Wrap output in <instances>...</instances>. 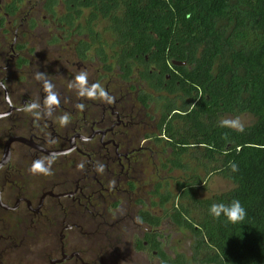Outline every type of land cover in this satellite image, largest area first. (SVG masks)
Segmentation results:
<instances>
[{"label":"flooded vegetation","instance_id":"obj_1","mask_svg":"<svg viewBox=\"0 0 264 264\" xmlns=\"http://www.w3.org/2000/svg\"><path fill=\"white\" fill-rule=\"evenodd\" d=\"M23 1L15 14L7 9L12 0L0 4V264H166L173 255L161 226L171 221L157 228L141 212L162 215L152 208L158 180L154 174L147 183L144 172L149 162L159 175L157 99L168 92L143 79L140 65L127 80L120 66L108 71L98 45L83 56L58 16L49 15L59 33L49 46L71 52L38 58L29 35L39 20L30 11L26 25ZM82 72L107 98L80 95ZM45 80L58 103L46 104ZM32 103L39 108L26 111ZM49 158L47 174L31 171L35 160Z\"/></svg>","mask_w":264,"mask_h":264},{"label":"trees","instance_id":"obj_2","mask_svg":"<svg viewBox=\"0 0 264 264\" xmlns=\"http://www.w3.org/2000/svg\"><path fill=\"white\" fill-rule=\"evenodd\" d=\"M20 1L7 5L11 14ZM43 9L74 30L83 56L98 45L108 71L120 66L127 80L140 65L143 79L169 94L157 99L163 138L152 208L162 215L141 218L157 228L167 218L193 243L190 258L166 264H264V0H43ZM227 115L252 122L242 132L221 127ZM212 176L232 188L199 197ZM234 199L242 221L209 215L211 204Z\"/></svg>","mask_w":264,"mask_h":264},{"label":"rangeland","instance_id":"obj_3","mask_svg":"<svg viewBox=\"0 0 264 264\" xmlns=\"http://www.w3.org/2000/svg\"><path fill=\"white\" fill-rule=\"evenodd\" d=\"M9 1L11 0H1L0 4L3 5L5 3H9ZM24 3L22 4V16L26 18V14H28L30 11L31 15H36L37 19L39 20V27L37 30L34 31L33 34H30L29 37L32 38L30 39V42L33 43V45H35L36 48H38V58H42V57H52L54 56L53 54L55 53L56 56L60 55L61 53L64 52V48L66 50L69 51V54L71 52L70 48H68L67 46H64L63 44L59 45L58 47H50L49 46V42L51 41L50 37L52 35H56L58 36L59 33H57L53 27L54 24L49 23V21L51 22L50 16L48 14H46L42 9L43 7V0H25L23 1ZM58 12H63V6H59L57 8ZM30 16V15H29ZM27 19L28 17L25 19V23L27 25ZM51 26H49V25ZM48 25V26H47ZM28 26V25H27ZM61 34V33H60ZM13 36L14 33L11 34L9 41L13 40ZM29 41V39H28ZM68 49H67V48ZM71 47V46H70ZM55 58V56H54ZM224 119H228V120H235V119H239L240 123L243 126H246L248 124H251L252 122V117L249 115H242L239 117H234L232 115H227L224 117ZM141 133H143L141 131ZM155 150H160L159 148H155ZM158 159V158H156ZM153 162V161H152ZM159 160H155V163L158 164ZM151 164V165H150ZM147 162L146 167H145V172H144V177L145 180L148 183V179L153 176L155 174V177L153 176V180L155 179L158 180L156 172H155V165L154 163H150ZM163 175L165 176H169L167 175V173H164ZM175 176L179 175L178 173H174ZM169 181L171 182V178H168ZM232 183L229 182L228 180L224 179L221 176H212L209 179L208 182V187L207 190L205 191H200L198 192L199 197L202 198H207V197H211L214 196L216 194H220L223 192L228 191L229 189L232 188ZM171 188H173V190H175L174 187L171 186ZM148 188H146L147 191ZM144 195V193H140L139 196ZM161 232L162 234V238L164 236L167 237L168 240V249L172 250V257L176 256V254H183L185 257L190 258L192 256V243H193V239L191 234L185 230V229H181L178 228L176 226H174L173 224H171L168 220H166L163 225L161 226ZM156 262V261H155Z\"/></svg>","mask_w":264,"mask_h":264},{"label":"clouds","instance_id":"obj_4","mask_svg":"<svg viewBox=\"0 0 264 264\" xmlns=\"http://www.w3.org/2000/svg\"><path fill=\"white\" fill-rule=\"evenodd\" d=\"M42 77L40 75H37V79H41ZM76 80L79 82L80 87V95H87L89 97H94L96 95H99L102 98H107L106 93L102 89V87L99 84L92 85L91 87L87 86V74L81 73L76 77ZM44 87L46 92L48 93L46 104L53 105L58 103L57 95L53 91V85L46 81L44 82ZM10 102V101H9ZM82 107V105H81ZM39 105L36 103H32L26 107V111H33L35 109H38ZM36 115H39L38 112L35 113ZM68 120L67 116H64L61 118L62 123H66ZM221 127H231L234 128L237 131L242 132L244 130L243 125L240 123L239 119L235 120H228L224 119L220 121ZM52 159L49 158L47 160L45 159H38L35 160L31 166L32 172H39L47 174L49 172V169L51 167ZM233 170H236V166L232 165ZM209 215L213 218H220L221 215L230 223H236L239 221H242L246 215L245 208L241 205L239 200H232L230 203H213L210 205L208 209Z\"/></svg>","mask_w":264,"mask_h":264}]
</instances>
